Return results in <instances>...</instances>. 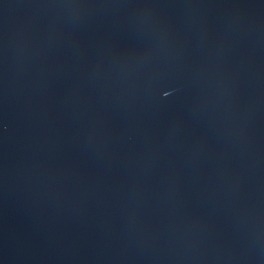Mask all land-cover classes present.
Here are the masks:
<instances>
[{
  "label": "water",
  "instance_id": "obj_1",
  "mask_svg": "<svg viewBox=\"0 0 264 264\" xmlns=\"http://www.w3.org/2000/svg\"><path fill=\"white\" fill-rule=\"evenodd\" d=\"M0 264H264V0H0Z\"/></svg>",
  "mask_w": 264,
  "mask_h": 264
}]
</instances>
